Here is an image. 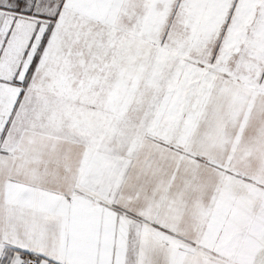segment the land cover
I'll return each instance as SVG.
<instances>
[{
	"label": "snow or ice",
	"instance_id": "snow-or-ice-1",
	"mask_svg": "<svg viewBox=\"0 0 264 264\" xmlns=\"http://www.w3.org/2000/svg\"><path fill=\"white\" fill-rule=\"evenodd\" d=\"M0 264H264V0H0Z\"/></svg>",
	"mask_w": 264,
	"mask_h": 264
}]
</instances>
